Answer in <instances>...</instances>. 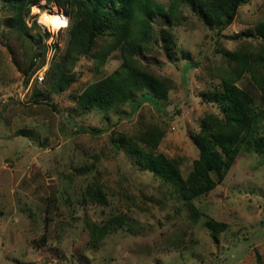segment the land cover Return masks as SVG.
I'll list each match as a JSON object with an SVG mask.
<instances>
[{
    "label": "rangeland",
    "instance_id": "1",
    "mask_svg": "<svg viewBox=\"0 0 264 264\" xmlns=\"http://www.w3.org/2000/svg\"><path fill=\"white\" fill-rule=\"evenodd\" d=\"M62 9L37 0L23 11L27 29L19 35L12 5L0 0V264H264V152L243 143L225 178L189 201L192 208L115 144L145 124L158 125L164 136L155 152L176 158L185 177L198 157L193 136L201 121L221 113L213 98L220 75L235 74V51H257L263 42L264 0H246L220 30L188 1L136 0V56L171 88L154 101L108 107L79 100L90 83L121 69L120 49L97 63L108 36L72 54L57 74L67 80L53 87L52 65L62 62L77 18L75 9ZM147 9L155 12L143 23ZM42 12L56 15V25ZM32 53L33 68L44 61L27 74ZM236 83L260 110L248 136L264 140L260 92L248 72ZM96 178L105 200L93 202L86 188ZM117 214L123 223L88 245L92 225ZM210 217L226 223L216 238L205 225Z\"/></svg>",
    "mask_w": 264,
    "mask_h": 264
},
{
    "label": "trees",
    "instance_id": "2",
    "mask_svg": "<svg viewBox=\"0 0 264 264\" xmlns=\"http://www.w3.org/2000/svg\"><path fill=\"white\" fill-rule=\"evenodd\" d=\"M8 1L15 13V17H10V20L15 21L16 32L21 35L27 29L22 18L23 11L37 0ZM45 1L54 2L64 9L71 7L77 13V18L71 21L69 26V39L63 60L52 65L51 71L57 80L55 84L52 83L54 88H59L67 80L64 72L61 74V78L57 74L61 71L64 62L71 60L72 54L89 52L98 38L108 36V39L104 40L103 47L96 51L97 63L103 64L104 59L111 51L120 49L123 56L121 69H115L113 73L90 83L83 89L79 100L84 107L93 103L106 107L114 106L123 104L128 99H132L135 105H140L142 101H154L157 96H166L168 89L171 88L169 83L161 77L155 76L149 67L136 56L137 50L142 46L131 38L136 0ZM185 1L192 3L210 25L217 24L218 30L231 24L237 8L246 2V0ZM174 3H171V10L174 8ZM154 12L152 9L145 10L143 23H148ZM10 20L8 27H12ZM33 24L37 26L36 21ZM259 30L263 42L258 50L240 49L235 51L233 54L238 62L235 74L231 73L227 75L228 77L220 75L222 88L215 93L216 97L213 98L218 99L219 101H217L221 103V113L209 112L201 121L200 130L193 136L198 149V157L193 160L185 177L181 174L179 161L176 158L155 152L164 136L163 129L158 125L145 124L141 128H136L131 138L121 137L115 143L118 149H126L140 166L156 176L160 184L170 190L171 198L182 199L188 202L190 207L192 205L189 201L208 193L225 178L243 143L248 151L253 150L258 154L264 152L263 138L254 137L251 139L248 136L256 128L260 110L257 111L253 95L236 83L245 72H248L264 101V21H261ZM38 38L41 36L38 35ZM36 56L35 53L30 55V64L25 73L28 74L42 66L43 59L36 68H33ZM121 70H125L126 75L121 77ZM144 88L149 91H144ZM136 94H140L138 98L135 97ZM86 193L93 202L105 200L101 183L97 178L94 183L87 186ZM192 213L195 217L198 214L195 211ZM123 221L124 215L117 214L108 217L102 223L93 224L88 245L97 244L112 227L121 225ZM205 225L214 238L226 228V223L211 217L205 221Z\"/></svg>",
    "mask_w": 264,
    "mask_h": 264
},
{
    "label": "bare ground",
    "instance_id": "3",
    "mask_svg": "<svg viewBox=\"0 0 264 264\" xmlns=\"http://www.w3.org/2000/svg\"><path fill=\"white\" fill-rule=\"evenodd\" d=\"M41 17L46 19L47 22H51L54 26L56 25V21L58 19L56 15H52L51 16V14H47V13H44V12L41 13Z\"/></svg>",
    "mask_w": 264,
    "mask_h": 264
},
{
    "label": "built area",
    "instance_id": "4",
    "mask_svg": "<svg viewBox=\"0 0 264 264\" xmlns=\"http://www.w3.org/2000/svg\"><path fill=\"white\" fill-rule=\"evenodd\" d=\"M48 26V25H47ZM36 74H38V73H36ZM43 75L42 74H38V76H37V80L38 81H41L42 79H43ZM172 128H174V127H172Z\"/></svg>",
    "mask_w": 264,
    "mask_h": 264
},
{
    "label": "clouds",
    "instance_id": "5",
    "mask_svg": "<svg viewBox=\"0 0 264 264\" xmlns=\"http://www.w3.org/2000/svg\"><path fill=\"white\" fill-rule=\"evenodd\" d=\"M61 10H63L62 8H61ZM64 11V10H63ZM65 12V11H64ZM66 13V12H65Z\"/></svg>",
    "mask_w": 264,
    "mask_h": 264
}]
</instances>
